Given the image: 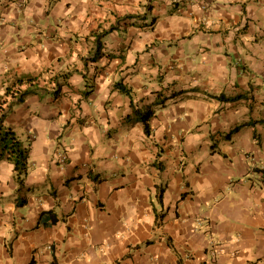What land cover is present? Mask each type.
I'll return each mask as SVG.
<instances>
[{"label": "crops", "instance_id": "crops-1", "mask_svg": "<svg viewBox=\"0 0 264 264\" xmlns=\"http://www.w3.org/2000/svg\"><path fill=\"white\" fill-rule=\"evenodd\" d=\"M26 78L0 264H264V0H0Z\"/></svg>", "mask_w": 264, "mask_h": 264}, {"label": "trees", "instance_id": "trees-1", "mask_svg": "<svg viewBox=\"0 0 264 264\" xmlns=\"http://www.w3.org/2000/svg\"><path fill=\"white\" fill-rule=\"evenodd\" d=\"M33 82H36V78H26L24 80H18L15 84L20 86L22 84L28 85L25 91H21L19 88L14 90L7 88L4 93V98L10 97L12 101L9 103L5 99L0 101V161L6 160L13 164L14 178L19 186L23 185V181L28 174L27 161H28V149L24 148L22 144L17 140L15 134L10 130L6 129L2 131V123L6 118L7 112L13 105V101L21 103L23 99L32 93ZM123 90V89H122ZM144 132L149 134V126L144 120Z\"/></svg>", "mask_w": 264, "mask_h": 264}, {"label": "built area", "instance_id": "built-area-1", "mask_svg": "<svg viewBox=\"0 0 264 264\" xmlns=\"http://www.w3.org/2000/svg\"><path fill=\"white\" fill-rule=\"evenodd\" d=\"M60 161L62 162L64 161V156H61Z\"/></svg>", "mask_w": 264, "mask_h": 264}]
</instances>
